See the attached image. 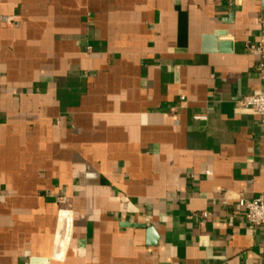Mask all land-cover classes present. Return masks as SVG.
Wrapping results in <instances>:
<instances>
[{
	"label": "crops",
	"instance_id": "obj_1",
	"mask_svg": "<svg viewBox=\"0 0 264 264\" xmlns=\"http://www.w3.org/2000/svg\"><path fill=\"white\" fill-rule=\"evenodd\" d=\"M259 45L263 0H0V264H264Z\"/></svg>",
	"mask_w": 264,
	"mask_h": 264
},
{
	"label": "built area",
	"instance_id": "obj_2",
	"mask_svg": "<svg viewBox=\"0 0 264 264\" xmlns=\"http://www.w3.org/2000/svg\"><path fill=\"white\" fill-rule=\"evenodd\" d=\"M88 50L91 51L92 47H88ZM256 51L264 53V46L259 45ZM258 70L260 72V78L264 82V61L259 65ZM236 106L239 112L250 111L258 115L264 122V87L238 100ZM238 201L244 209V216L249 225L253 228H264V196L260 195L250 199L245 195H240Z\"/></svg>",
	"mask_w": 264,
	"mask_h": 264
},
{
	"label": "water",
	"instance_id": "obj_3",
	"mask_svg": "<svg viewBox=\"0 0 264 264\" xmlns=\"http://www.w3.org/2000/svg\"><path fill=\"white\" fill-rule=\"evenodd\" d=\"M264 1V0H263ZM227 33H225V31H218L216 32L214 35H210V36H206L204 37V42H205V49L207 50H221V51H227V52H231L232 51V43L231 42H227V41H219V37L222 35H226ZM67 215L68 217H70V213H67L66 211H62L61 212V216ZM70 226V225H69ZM128 226H132V225H128ZM143 227L148 229V233L151 237V244H155L156 240L158 239V235L155 231V229L152 226H146V225H142ZM70 236V227H68L67 229V233H66V239L68 240ZM34 262H48V259H34Z\"/></svg>",
	"mask_w": 264,
	"mask_h": 264
}]
</instances>
